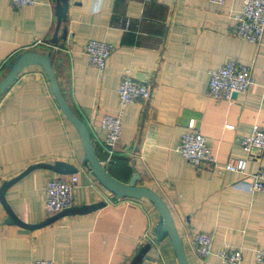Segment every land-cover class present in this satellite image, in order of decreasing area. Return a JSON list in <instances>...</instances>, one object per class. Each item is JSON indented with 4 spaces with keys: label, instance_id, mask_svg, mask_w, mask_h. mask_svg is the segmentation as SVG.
Returning <instances> with one entry per match:
<instances>
[{
    "label": "crops",
    "instance_id": "0c3cea01",
    "mask_svg": "<svg viewBox=\"0 0 264 264\" xmlns=\"http://www.w3.org/2000/svg\"><path fill=\"white\" fill-rule=\"evenodd\" d=\"M56 2L36 0L18 9L0 0V80L8 63L26 51L51 54L60 88L87 123L99 159L125 183L138 174V184L165 200L190 264H220L218 251L232 248L242 249L241 264H257L256 250L264 248V192L248 185L264 169V149L248 156L241 141L264 126V38L256 44L235 36L244 0H69L68 19L54 43ZM90 39L115 46L104 70L90 65L84 51ZM229 60L250 65L254 84L232 101L215 99L210 71ZM126 73L148 84L152 96L122 109L121 139L109 160L101 119L121 111L118 86ZM193 119L219 168L196 167L178 151ZM84 157L82 139L43 67L24 68L0 98V186L35 163L63 161L78 168L74 206L106 205L28 228L8 222L0 200V264H129L146 244L151 248L141 264H179L169 236L156 233L157 207L146 198H115ZM244 157L246 173L221 171L229 159ZM70 175L35 169L5 198L21 221L41 223L52 216L45 204L48 179ZM196 232L214 235V253L207 258L192 249Z\"/></svg>",
    "mask_w": 264,
    "mask_h": 264
},
{
    "label": "built area",
    "instance_id": "2783aa9c",
    "mask_svg": "<svg viewBox=\"0 0 264 264\" xmlns=\"http://www.w3.org/2000/svg\"><path fill=\"white\" fill-rule=\"evenodd\" d=\"M13 7L20 9L26 5H34L36 0H10ZM224 2L225 0H213ZM129 25V23L127 24ZM237 38L261 44L264 38V0H244L243 9L238 16V24L235 29ZM115 50L113 43L90 39L87 41L84 51L89 57L92 67L104 70L107 61ZM254 84L253 69L250 65L237 60H229L218 69L210 71L209 93L215 99L233 100L234 94L248 91ZM152 90L146 83L137 81L129 73H126L118 86V100L121 111L118 114H106L101 119V126L107 135L105 148L108 159L112 160L121 139L123 128L122 109L129 103L149 100ZM233 128L234 125L227 124ZM243 150L252 155L255 150L264 149V126L256 125L252 133L246 135L242 141ZM178 151L196 167L219 168L212 154L211 147L204 135L196 128L195 120H191L181 135ZM249 158H231L221 171H234L246 173ZM249 183L251 191L264 192V169L256 173ZM78 185V175L72 174L68 178L53 176L48 179L45 189V204L49 215L74 206V194ZM214 235L207 232H196L191 236L193 251L201 258H207L214 253ZM221 259L220 264H241L243 251L240 248L224 249L217 253ZM256 263L264 264V248L256 250ZM32 264H55L49 259H35Z\"/></svg>",
    "mask_w": 264,
    "mask_h": 264
},
{
    "label": "water",
    "instance_id": "95a60500",
    "mask_svg": "<svg viewBox=\"0 0 264 264\" xmlns=\"http://www.w3.org/2000/svg\"><path fill=\"white\" fill-rule=\"evenodd\" d=\"M70 2L69 0H57L56 2V16H57V26L54 37L52 41L58 43V33L62 26L63 22H66L68 19V10ZM64 38L67 37V31L64 30ZM37 64L43 67L45 70L48 79L50 81L54 96L57 100V103L67 119L75 126L77 129L85 149V157L83 164L91 168L92 173L98 179V181L109 191L113 193L115 198H137L142 199L146 198L150 200L159 210L161 219L156 226V233L159 237L168 235L173 249L175 251L177 260L179 264H190L186 248L183 242L182 237L180 236L175 220L171 213V210L165 200L152 188L137 183L140 176L138 174L133 175L131 180L128 183L120 181L114 177L103 165L101 160L98 157L97 151L92 141L91 132L82 117H80L71 105L66 100L59 82L56 77V73L53 67V60L51 54H43L37 51H26L20 56L16 57L13 61L8 63L9 71L8 73L0 80V98L8 88L16 81L19 74L23 71L24 68L29 65ZM237 94H234L235 97ZM35 169H49L60 175H69L78 172L77 166L66 163L63 161H56L55 163L48 162H39L27 167L21 174L18 176L5 180L0 186V200L3 205L6 207L9 212L8 222H15L21 224L28 228H39L45 225L52 223L53 221L61 218L66 215H77V214H87L93 211H96L106 205L105 201H99L92 204H85L80 206H73L71 208L64 209L59 213H56L43 222L38 224H27L21 221L12 211L10 205L8 204L5 195L7 190L21 178L25 177L31 171ZM151 248L150 244L144 245L139 252L133 257L132 261L129 264H141L145 258L147 252Z\"/></svg>",
    "mask_w": 264,
    "mask_h": 264
}]
</instances>
